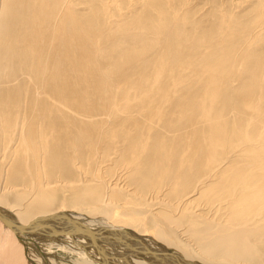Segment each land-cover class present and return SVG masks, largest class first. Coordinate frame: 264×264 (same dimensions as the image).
<instances>
[{
  "label": "bare ground",
  "instance_id": "bare-ground-1",
  "mask_svg": "<svg viewBox=\"0 0 264 264\" xmlns=\"http://www.w3.org/2000/svg\"><path fill=\"white\" fill-rule=\"evenodd\" d=\"M208 2L0 0V264H264V0Z\"/></svg>",
  "mask_w": 264,
  "mask_h": 264
},
{
  "label": "rangeland",
  "instance_id": "rangeland-1",
  "mask_svg": "<svg viewBox=\"0 0 264 264\" xmlns=\"http://www.w3.org/2000/svg\"><path fill=\"white\" fill-rule=\"evenodd\" d=\"M191 5L192 8L191 10H197L195 13L200 14L201 11H205L208 9L210 6L208 0H191ZM254 0H224V5H226V8L230 13H235V14H240L244 15L247 14L249 11L248 10L250 7H252ZM63 255V263L71 262L73 260L72 256H70L66 252H60Z\"/></svg>",
  "mask_w": 264,
  "mask_h": 264
}]
</instances>
